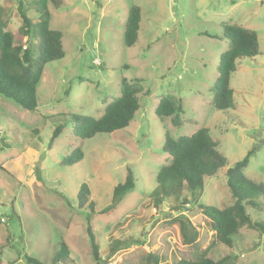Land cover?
Wrapping results in <instances>:
<instances>
[{
	"label": "rangeland",
	"instance_id": "374dc122",
	"mask_svg": "<svg viewBox=\"0 0 264 264\" xmlns=\"http://www.w3.org/2000/svg\"><path fill=\"white\" fill-rule=\"evenodd\" d=\"M37 0H24L36 23ZM49 1L50 27L63 32L65 56L44 65L37 86L38 107L23 108L0 95V264H172L205 251L230 264H264V232L247 226L233 246L216 239L209 218L188 189L156 205L151 198L160 167L170 161L162 151L165 133L172 138L206 127L230 165L250 150L244 173L264 182V0H60ZM133 5L141 8L138 41L124 44L125 23ZM17 0H0V13L15 41L27 45ZM257 31L260 52L239 60L230 78L233 107L212 104L219 56L228 50L223 24ZM38 56V40L30 44ZM142 79L141 108L129 126L98 133L82 145L83 159L63 165L80 142L73 114L100 117L121 93L122 79ZM69 90V93L67 92ZM183 100L182 125L160 119L156 106L164 95ZM63 133L50 142L57 126ZM136 187L111 212L113 190L127 168ZM205 177L199 200L219 209L235 199L226 169ZM82 186L87 199L80 204ZM247 205L254 221H264V198ZM93 206V210L90 206ZM180 218V219H178ZM181 218L186 222L185 237ZM89 226L98 244L93 254ZM61 242L68 255L56 261ZM121 242L118 248L114 245ZM157 259V260H156Z\"/></svg>",
	"mask_w": 264,
	"mask_h": 264
},
{
	"label": "trees",
	"instance_id": "16d2710c",
	"mask_svg": "<svg viewBox=\"0 0 264 264\" xmlns=\"http://www.w3.org/2000/svg\"><path fill=\"white\" fill-rule=\"evenodd\" d=\"M20 4L22 25L20 27L24 36L30 41L27 45L15 41V33L6 29V23L0 14V95L14 100L23 108L36 110L37 86L41 80L44 65L50 61L61 59L65 56L63 46V32L50 27L51 13L49 1L37 0L39 20L34 23L27 10L24 8V0H17ZM3 8H0V13ZM141 8L133 5L129 9L125 23L124 44L127 47L134 46L139 38L141 27ZM223 36L229 41L228 50L220 54L217 65L218 76L213 86L212 104L218 110H227L233 107L234 90L230 86V78L237 68V63L242 58L255 57L259 54V36L256 30L244 27L237 23L223 24ZM38 40V56L34 57L30 43ZM142 79H122L121 93L113 101L105 106L104 113L96 118L87 115L73 114L71 116L73 135L80 144L66 155L63 165H72L83 159L82 145L86 139L94 137L98 133H113L123 129L137 116L141 108L139 94L142 92ZM69 93V90L67 91ZM156 114L160 119L171 117L175 126L182 125L184 112L183 100L168 94L160 98L156 106ZM64 126L55 128L50 146L63 133ZM162 151L168 153L170 161L163 164L157 174V187L151 192V198L156 205H160L168 198H175L179 203L195 202L199 209L209 218L216 239L228 246H233L234 236L243 226L264 232V221H254L247 211V205L256 206V199L264 198V182H257L244 173L248 166L254 149L241 160L230 165L228 159L219 151L217 142L212 138L209 129L201 127L190 135H182L172 138L165 133V141ZM227 185L235 199L231 206L223 209L199 202L203 190L205 177H214L218 171L227 166ZM136 187L135 172L127 168V175L123 182H119L113 190V203L105 208L104 212L113 211L122 198L134 191ZM188 189L191 197H180L184 190ZM88 189L82 186L78 194L80 204L87 199ZM93 210V206H90ZM180 219V218H178ZM184 236L186 222L180 220ZM89 233L93 242V254L100 259L98 244L94 241V234L89 226ZM121 242L114 245V249ZM68 255L65 242H61L55 260H63ZM27 260L33 264H45L41 260L27 256ZM157 260V259H156ZM172 264H230V255L215 260L209 257L206 250L199 252L195 259H181Z\"/></svg>",
	"mask_w": 264,
	"mask_h": 264
}]
</instances>
